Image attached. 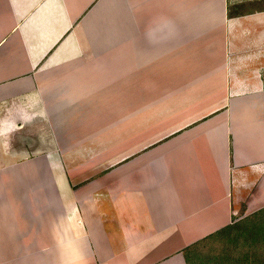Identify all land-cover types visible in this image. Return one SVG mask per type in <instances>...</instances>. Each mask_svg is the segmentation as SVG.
Returning <instances> with one entry per match:
<instances>
[{"label": "crops", "instance_id": "1", "mask_svg": "<svg viewBox=\"0 0 264 264\" xmlns=\"http://www.w3.org/2000/svg\"><path fill=\"white\" fill-rule=\"evenodd\" d=\"M0 0V264H187L264 208V8Z\"/></svg>", "mask_w": 264, "mask_h": 264}, {"label": "rangeland", "instance_id": "2", "mask_svg": "<svg viewBox=\"0 0 264 264\" xmlns=\"http://www.w3.org/2000/svg\"><path fill=\"white\" fill-rule=\"evenodd\" d=\"M239 1H241L243 5L248 3L252 4V8L254 9L264 8V0ZM261 211L258 212L259 216L255 218V221L251 219L245 221L242 225L239 223L233 230H227L226 234L223 232L219 237L199 245L196 250H194L193 256H191L192 260L195 259L196 264H224L225 257L230 259L240 257L243 258L241 259L243 262H246V258H249L247 264H253L252 262L254 260L256 261L254 264H263L264 208ZM257 219H261V221ZM223 236H225L228 241ZM195 263L192 261V264Z\"/></svg>", "mask_w": 264, "mask_h": 264}, {"label": "trees", "instance_id": "3", "mask_svg": "<svg viewBox=\"0 0 264 264\" xmlns=\"http://www.w3.org/2000/svg\"><path fill=\"white\" fill-rule=\"evenodd\" d=\"M262 212V211H261ZM260 212V213H261ZM257 214V215H256ZM257 216H259V214L258 213H255V214H253V215H251V216H249L248 218H245L244 220H241L239 223L242 225L243 223H245V221H248V220H251L252 219V221H255V218L257 217ZM257 220H260L261 221V219H257ZM239 223H237V224H235V225H233V226H231V227H228V228H226V229H224V230H221V231H219V232H217L215 235H213V236H211V237H208V238H206V239H204V240H202V241H200V243H198L197 245H194V246H192V247H190V248H188L187 250H186V263L187 264H192V261L195 263V259H193L192 260V258H191V256H193V253L195 252L194 250H196V248L199 246V245H201V244H205V243H207L209 240H211V239H213V238H216V237H219L220 236V234H222L223 232H224V234H226L227 233V230H233L235 227H236V225H238ZM223 237H225V236H223ZM226 238V237H225ZM226 240L228 241V239L226 238ZM223 242H224V240H223ZM263 243V242H262ZM262 243H261V246H262ZM262 249V248H261ZM190 252H192V253H190ZM262 254H263V256H262V258L264 259V247H263V249H262ZM241 259H243V258H240V257H237L236 259H230V258H226L225 257V260H224V264H247V261H249V258H246V262L244 261L243 262V260H241ZM256 261L254 260L252 263L254 264ZM196 264V263H195ZM201 264H204V263H201ZM207 264V263H206ZM221 264V263H220ZM264 264V263H263Z\"/></svg>", "mask_w": 264, "mask_h": 264}]
</instances>
